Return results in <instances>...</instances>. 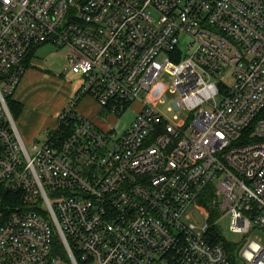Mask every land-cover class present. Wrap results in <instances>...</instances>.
I'll use <instances>...</instances> for the list:
<instances>
[{"label":"built area","instance_id":"built-area-1","mask_svg":"<svg viewBox=\"0 0 264 264\" xmlns=\"http://www.w3.org/2000/svg\"><path fill=\"white\" fill-rule=\"evenodd\" d=\"M47 43L84 81L68 130L27 145L7 97ZM168 90L191 123L140 102ZM84 95L140 110L118 134L76 111ZM225 215L264 231V0H0V264H264V241L236 259L212 241Z\"/></svg>","mask_w":264,"mask_h":264},{"label":"rangeland","instance_id":"rangeland-1","mask_svg":"<svg viewBox=\"0 0 264 264\" xmlns=\"http://www.w3.org/2000/svg\"><path fill=\"white\" fill-rule=\"evenodd\" d=\"M35 61H33V66H30L26 74L23 75V82L31 85L32 88L35 87L40 90H49L51 85L54 86L52 92H41L37 94V100H40L42 106L47 115H53L48 109H56L57 106L61 103L62 97L60 92H65L67 87L71 86L73 94L81 87L84 77L80 74L74 73L69 64L67 58V49L57 48L55 45L48 43L40 47L37 52L34 54ZM223 83L227 85L230 89L234 84V79L231 72H227L220 79ZM163 84L171 83L172 77L164 73L161 77ZM179 97V93H174L171 90H168L162 99L151 98L148 95L141 94L140 102L144 101L148 103L153 108L157 109L162 115H164L171 123H174L178 126H185L188 123H191L194 119H190L191 115L194 117L197 116L198 111H191L188 108L185 109H175L173 102ZM221 99V94L218 95V100ZM49 103V106H47ZM134 105V104H133ZM133 105L128 108L124 113L116 115L118 119L114 120V125L118 134H122L132 123L135 118V108ZM172 107V109H170ZM210 107L208 106V109ZM115 115V114H114ZM38 139L27 140V145H30L34 140H39L42 142L45 140L44 136L36 137ZM30 151L33 152L32 147H29ZM219 228L223 234V242L233 244L235 247L239 245H246L250 239H255L258 241H264V231L263 230H254L249 236H246L242 233H234L230 229V216L225 215L219 222Z\"/></svg>","mask_w":264,"mask_h":264},{"label":"crops","instance_id":"crops-1","mask_svg":"<svg viewBox=\"0 0 264 264\" xmlns=\"http://www.w3.org/2000/svg\"><path fill=\"white\" fill-rule=\"evenodd\" d=\"M44 45L46 44L39 46L37 50ZM34 57L32 58V66L34 63L33 61L36 60ZM22 82L23 78L21 79L13 96L14 99L21 102L23 105L18 119L16 120L18 129L25 140L28 139L30 141L38 139L36 137L44 135L46 137L50 131L58 128V119L61 112L66 108L70 101L76 97L77 92L73 94L72 89H70L71 86L67 87L65 92H60L62 97L61 103L56 109H48V111H51L53 115H47L45 113L46 109L43 108L40 100H37V94L41 92H52L53 89H55L54 86L51 85L49 90H40L35 87L32 88V86L28 85V83H24V85L21 86ZM47 106H49V103H47ZM133 107L135 108L134 112L136 117V114L140 110V102L136 101ZM76 111L91 120L95 126L101 129H107L114 123L115 119H118L116 115L108 113L107 109L103 108L91 95H84L79 99L76 104Z\"/></svg>","mask_w":264,"mask_h":264},{"label":"trees","instance_id":"trees-1","mask_svg":"<svg viewBox=\"0 0 264 264\" xmlns=\"http://www.w3.org/2000/svg\"><path fill=\"white\" fill-rule=\"evenodd\" d=\"M38 45L36 46H33L30 51L27 53V56L25 57L24 59V65L26 67V69H28L30 66H32V58L34 57V54L37 50V47ZM41 46V45H40ZM79 100L76 101V103L78 102ZM7 103H8V106L11 110V113L14 117L15 120L18 119V116L23 108V105L21 102L17 101L16 99H14L13 95H9L7 97ZM66 127H65V124L64 123H61L60 124V127L58 128V132H66ZM210 237L212 239V241H215V242H221L222 244L225 245V247L227 248V250L232 254L233 256V259H236L237 258V249H238V246H234L233 244H229L227 242H223V234L221 232V229L215 225L212 226L211 230H210ZM56 243H58L59 245V239L56 241ZM61 243V242H60Z\"/></svg>","mask_w":264,"mask_h":264},{"label":"clouds","instance_id":"clouds-1","mask_svg":"<svg viewBox=\"0 0 264 264\" xmlns=\"http://www.w3.org/2000/svg\"><path fill=\"white\" fill-rule=\"evenodd\" d=\"M253 248L258 250L259 246H258V245H253ZM247 258H248L249 260L252 259L251 255H248Z\"/></svg>","mask_w":264,"mask_h":264}]
</instances>
